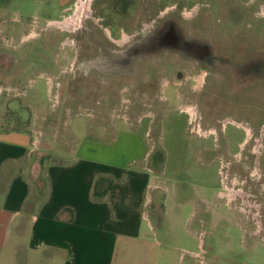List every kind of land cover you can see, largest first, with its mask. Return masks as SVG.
<instances>
[{
  "label": "rangeland",
  "instance_id": "rangeland-1",
  "mask_svg": "<svg viewBox=\"0 0 264 264\" xmlns=\"http://www.w3.org/2000/svg\"><path fill=\"white\" fill-rule=\"evenodd\" d=\"M46 2L0 0V124L154 169L113 264H264V0Z\"/></svg>",
  "mask_w": 264,
  "mask_h": 264
},
{
  "label": "crops",
  "instance_id": "crops-1",
  "mask_svg": "<svg viewBox=\"0 0 264 264\" xmlns=\"http://www.w3.org/2000/svg\"><path fill=\"white\" fill-rule=\"evenodd\" d=\"M74 1L46 3L60 14ZM33 135L0 124V264H113L120 242L141 233L154 169L135 157L62 161Z\"/></svg>",
  "mask_w": 264,
  "mask_h": 264
},
{
  "label": "bare ground",
  "instance_id": "bare-ground-1",
  "mask_svg": "<svg viewBox=\"0 0 264 264\" xmlns=\"http://www.w3.org/2000/svg\"><path fill=\"white\" fill-rule=\"evenodd\" d=\"M87 6H88V3H87ZM84 7H86L85 3L80 7V10H81L82 8H84ZM86 8H87V7H86ZM67 25H75V24H74V20H73V21H72V20H69Z\"/></svg>",
  "mask_w": 264,
  "mask_h": 264
},
{
  "label": "flooded vegetation",
  "instance_id": "flooded-vegetation-1",
  "mask_svg": "<svg viewBox=\"0 0 264 264\" xmlns=\"http://www.w3.org/2000/svg\"><path fill=\"white\" fill-rule=\"evenodd\" d=\"M232 194H233V192H232Z\"/></svg>",
  "mask_w": 264,
  "mask_h": 264
}]
</instances>
